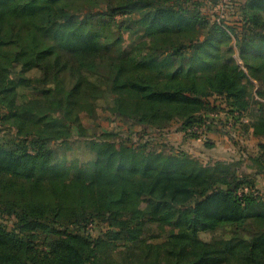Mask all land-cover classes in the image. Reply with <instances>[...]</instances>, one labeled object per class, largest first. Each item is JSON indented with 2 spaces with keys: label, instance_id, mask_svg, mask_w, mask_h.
<instances>
[{
  "label": "trees",
  "instance_id": "1",
  "mask_svg": "<svg viewBox=\"0 0 264 264\" xmlns=\"http://www.w3.org/2000/svg\"><path fill=\"white\" fill-rule=\"evenodd\" d=\"M239 9L229 25L195 0H0V264H264L263 141L252 172L115 132L85 167L56 149L99 101L144 133L223 110L264 138V0Z\"/></svg>",
  "mask_w": 264,
  "mask_h": 264
},
{
  "label": "rangeland",
  "instance_id": "2",
  "mask_svg": "<svg viewBox=\"0 0 264 264\" xmlns=\"http://www.w3.org/2000/svg\"><path fill=\"white\" fill-rule=\"evenodd\" d=\"M199 3L202 12L214 20L221 17L225 24L239 25L241 23L240 2L243 0H195ZM66 28L60 24L54 26L56 44L60 43V38L64 35ZM124 38L128 42V37L124 33ZM236 61L240 60L235 53ZM258 82L254 79L246 84L247 97L254 96ZM214 101L213 98L211 99ZM219 104L220 99L214 101ZM230 116L223 110L208 112L206 126H202L201 132H196V137L192 132H185L179 129V123L173 121L170 125L160 131H147L137 125L125 124L119 117L106 110L105 103L99 101L97 113L92 114L90 110L81 113V121L86 129L85 136L74 137L70 141L57 143L58 153H66L68 159H74L81 167L87 166L94 157L91 148L92 142L99 144L103 132H115L116 140H122L127 137L138 144L141 139L149 140L151 144L164 147L166 151H178L185 153L193 158L198 159L202 164L212 163L216 160H241V172L254 171L255 163L251 160L252 156L258 151L257 142L263 141L264 138H256L243 135L240 131L238 118ZM245 119V117H243ZM32 131L38 132L39 127H31ZM143 140V141H144ZM87 170V169H86ZM258 188L264 192V176H258ZM169 228L163 233L162 237L168 233ZM93 234L98 232L93 229ZM202 239H209V233L201 232ZM156 240H154L155 242ZM162 240H158V242ZM159 242V243H160Z\"/></svg>",
  "mask_w": 264,
  "mask_h": 264
},
{
  "label": "built area",
  "instance_id": "3",
  "mask_svg": "<svg viewBox=\"0 0 264 264\" xmlns=\"http://www.w3.org/2000/svg\"><path fill=\"white\" fill-rule=\"evenodd\" d=\"M254 95H255V93H254ZM246 96H247V93H246ZM202 126H204V125H202ZM202 126H200V127H195V131H197V132H201L202 129H203Z\"/></svg>",
  "mask_w": 264,
  "mask_h": 264
},
{
  "label": "crops",
  "instance_id": "4",
  "mask_svg": "<svg viewBox=\"0 0 264 264\" xmlns=\"http://www.w3.org/2000/svg\"><path fill=\"white\" fill-rule=\"evenodd\" d=\"M259 176V175H258ZM261 176H264V174H262ZM257 182H258V177H257Z\"/></svg>",
  "mask_w": 264,
  "mask_h": 264
}]
</instances>
